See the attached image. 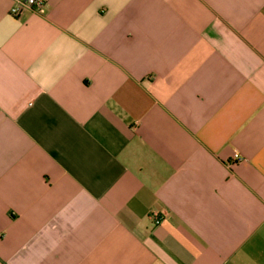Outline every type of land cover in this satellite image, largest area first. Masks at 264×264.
<instances>
[{"label": "crops", "instance_id": "crops-1", "mask_svg": "<svg viewBox=\"0 0 264 264\" xmlns=\"http://www.w3.org/2000/svg\"><path fill=\"white\" fill-rule=\"evenodd\" d=\"M14 4L0 264H264V0Z\"/></svg>", "mask_w": 264, "mask_h": 264}, {"label": "built area", "instance_id": "built-area-1", "mask_svg": "<svg viewBox=\"0 0 264 264\" xmlns=\"http://www.w3.org/2000/svg\"><path fill=\"white\" fill-rule=\"evenodd\" d=\"M49 0H16L10 9V14L13 17L19 18L26 9L36 11L38 13H43ZM241 161V156L239 153H235L229 165L232 166ZM156 223H160V219L156 220Z\"/></svg>", "mask_w": 264, "mask_h": 264}]
</instances>
